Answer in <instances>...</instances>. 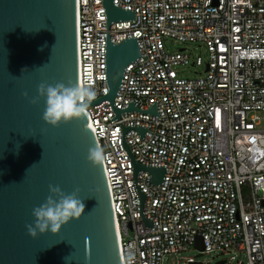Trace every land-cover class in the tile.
Returning a JSON list of instances; mask_svg holds the SVG:
<instances>
[{
    "label": "built area",
    "instance_id": "built-area-1",
    "mask_svg": "<svg viewBox=\"0 0 264 264\" xmlns=\"http://www.w3.org/2000/svg\"><path fill=\"white\" fill-rule=\"evenodd\" d=\"M112 3L134 19L111 22L109 41L134 37L140 55L123 69L113 106L133 102L147 110L154 103L158 114L120 113L122 127L147 129L141 140L135 130L123 139L137 163L165 167L160 185L149 183L145 171L136 174L145 195L142 214L152 222L145 228L119 124L109 120L110 102L88 106L87 126L106 157L101 165L121 264L129 251L133 264H161L164 256L191 249L229 255L228 262L239 253L244 264H264V0ZM75 18L78 83L91 86L97 100L108 92L101 0H75ZM164 38L202 45L206 62H192L204 66L202 74L178 76L174 68L188 56L183 49L167 53Z\"/></svg>",
    "mask_w": 264,
    "mask_h": 264
},
{
    "label": "water",
    "instance_id": "water-1",
    "mask_svg": "<svg viewBox=\"0 0 264 264\" xmlns=\"http://www.w3.org/2000/svg\"><path fill=\"white\" fill-rule=\"evenodd\" d=\"M101 2L108 92L89 106L110 102L114 116L109 120L119 124L139 215L143 227L151 228L152 222L142 214L145 195L135 178L145 171L149 183L160 185L165 167H146L133 159L124 134L135 130L141 140L147 129L122 127L118 119L124 112L158 114L154 103L147 110L136 109L133 102L122 110L114 108L123 69L140 55L134 37L112 44L107 34L111 22L133 20V12L115 7L112 0ZM57 82L79 84L75 0H0V264H121L102 165L87 160L88 149L97 145L86 116L52 127L42 119L44 99L30 103L41 83ZM49 185L59 186L65 194L78 189L84 210L81 218L58 233L32 239L25 225L33 223L32 209L49 195ZM195 246L202 250L200 240Z\"/></svg>",
    "mask_w": 264,
    "mask_h": 264
},
{
    "label": "clouds",
    "instance_id": "clouds-1",
    "mask_svg": "<svg viewBox=\"0 0 264 264\" xmlns=\"http://www.w3.org/2000/svg\"><path fill=\"white\" fill-rule=\"evenodd\" d=\"M24 95L27 98V94ZM96 95V91L88 85H73L71 82L67 86L62 82L54 85L41 83L37 87V97L30 103L35 104L39 98H43L45 107L42 119L46 124L56 127L82 116L96 99ZM105 158V153L99 147L88 149L87 160L93 166L103 162ZM48 192L44 202L32 209L33 223L25 225L27 234L32 239L46 232L56 234L62 226L82 216L84 205L78 198V189L65 194L59 186L49 185ZM133 258L134 254L129 251L127 264H133Z\"/></svg>",
    "mask_w": 264,
    "mask_h": 264
},
{
    "label": "rangeland",
    "instance_id": "rangeland-1",
    "mask_svg": "<svg viewBox=\"0 0 264 264\" xmlns=\"http://www.w3.org/2000/svg\"><path fill=\"white\" fill-rule=\"evenodd\" d=\"M164 50L167 53H174L178 50L183 49L184 54L188 56V63L182 66H176L174 69L178 76L192 79L198 75L202 74L203 67H197L192 62H194L196 57H200L203 63L207 60V53L205 48L200 44L195 43H179L173 39L164 38L163 39ZM199 253L191 249L188 252L181 253L179 255H167L162 259L161 264H185L184 258L192 257L195 263L200 264H219V262L225 261L227 264H238L245 263V258L243 254L235 253V260L228 262L229 255L222 254L220 252H212L206 255L197 256Z\"/></svg>",
    "mask_w": 264,
    "mask_h": 264
},
{
    "label": "bare ground",
    "instance_id": "bare-ground-1",
    "mask_svg": "<svg viewBox=\"0 0 264 264\" xmlns=\"http://www.w3.org/2000/svg\"><path fill=\"white\" fill-rule=\"evenodd\" d=\"M114 227H115V233H116V225H115V222H114ZM117 237V236H116Z\"/></svg>",
    "mask_w": 264,
    "mask_h": 264
}]
</instances>
